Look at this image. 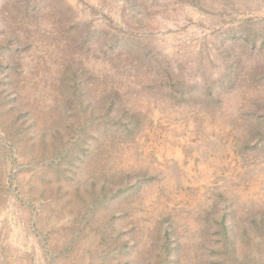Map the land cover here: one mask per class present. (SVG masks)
I'll use <instances>...</instances> for the list:
<instances>
[{
  "label": "rangeland",
  "instance_id": "1",
  "mask_svg": "<svg viewBox=\"0 0 264 264\" xmlns=\"http://www.w3.org/2000/svg\"><path fill=\"white\" fill-rule=\"evenodd\" d=\"M0 264H264V0H0Z\"/></svg>",
  "mask_w": 264,
  "mask_h": 264
}]
</instances>
